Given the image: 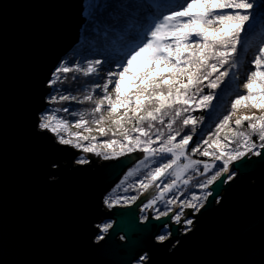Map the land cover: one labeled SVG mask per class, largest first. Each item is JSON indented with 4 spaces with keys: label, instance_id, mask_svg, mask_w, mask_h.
Masks as SVG:
<instances>
[{
    "label": "water",
    "instance_id": "1",
    "mask_svg": "<svg viewBox=\"0 0 264 264\" xmlns=\"http://www.w3.org/2000/svg\"><path fill=\"white\" fill-rule=\"evenodd\" d=\"M83 3L0 0V264H264V156L230 164L199 211L184 210L192 223L182 232L171 222L176 204L140 221L155 185L130 205L105 207L143 152L78 164L82 152L38 128L47 81L79 42ZM165 221L169 237L159 242Z\"/></svg>",
    "mask_w": 264,
    "mask_h": 264
},
{
    "label": "snow or ice",
    "instance_id": "2",
    "mask_svg": "<svg viewBox=\"0 0 264 264\" xmlns=\"http://www.w3.org/2000/svg\"><path fill=\"white\" fill-rule=\"evenodd\" d=\"M90 7L102 6L94 4ZM156 7V14H153L151 9L145 13L149 17L148 23L146 25L141 23L142 31L132 37L134 43L126 46L121 55L116 58L119 70L109 71L108 79L103 84L95 85V88L101 89L103 95L94 101L95 107L91 110L94 118L89 121L85 119L83 113H79V120L72 125L90 133L93 129L87 125L92 123L97 125L96 130L101 135H106L110 129L103 127L105 121L102 113L107 112L111 118L110 123L117 129L112 132V136L116 137L118 132L122 140L113 138L104 143L105 148H113L117 145L120 147L119 152H114L111 156L104 155L103 158L106 160L135 151L143 152L145 161L151 157H160L163 161L165 156L170 155V159L148 171L145 179L139 182V188L144 191L153 185L159 188L160 185L156 182L165 176H175L176 180H180L189 169L195 170L196 166L201 164V161L193 160L186 154L193 139L192 135L185 134L177 141L180 131L174 129L173 125L179 120L182 127L192 125V131L195 132L198 119L191 116L184 117L183 114L193 108L208 109L212 106L215 93L202 95L203 87L214 90L224 84V78L229 76V72L220 71V69L225 65L236 68L238 57L251 47L247 39L249 34L258 25L264 26V0H260V3L256 0H185L175 10L164 13L159 12V7L166 6ZM262 33H264V27H262ZM101 63V59H94L90 60L86 67L77 65L73 69L61 62L52 71L47 84L52 88L53 93L59 92L60 90L55 86L64 83L63 78L68 73L82 72L83 76L88 77L97 73ZM250 63L252 69L248 71L247 80L243 84L247 93L237 95L231 102L232 111L216 124V132L204 140L201 146L191 149L193 155L199 152L201 156L222 162V170H217L211 178L202 183L200 185L202 189L213 184L222 173H229L230 164L243 161L249 154L257 157L264 156V152L261 151L264 149V115L238 116L235 119V129L229 127L232 116L240 107L264 110V35ZM113 77H115L114 80ZM127 77L132 78L130 95L122 90ZM185 80L186 82H183ZM205 81H207L206 85ZM110 85L113 86L111 90ZM112 93L115 94L114 98ZM49 99L56 102L57 96L50 95ZM58 99L69 101L77 98L61 93ZM85 101H93L92 92L78 102ZM105 105L107 108L104 107ZM121 108L124 112L118 115V110ZM57 111L59 110L41 113L38 128L53 133L61 145H69L82 149L85 153L95 152L96 155H101L96 151L95 143H90L88 146L74 143L73 138L81 141L89 140V137L69 132L68 121L58 117L55 114ZM63 111L67 112L68 109L65 108ZM97 114L101 115L96 118ZM165 117L168 118L167 122ZM144 122H147L146 127L143 126ZM245 122H247L246 129L241 130ZM126 124L132 126L125 127ZM157 124L162 127L156 128ZM164 128L168 130L167 135ZM225 130L227 131L221 140L220 133ZM61 133H66L67 138ZM91 139L95 141L96 138ZM154 144L158 146L153 147ZM232 145L235 147H231ZM181 158L185 161L184 163H180ZM78 163L84 164L87 161L80 158ZM213 167L216 165L203 163L205 173ZM132 174V172L128 173L129 176ZM234 175L233 171L232 175L221 179L220 184L226 183ZM183 183L187 184L188 180L185 179ZM176 187L178 185L175 181L165 184L162 194L149 200L141 210L152 207L158 200L164 198V194L173 191ZM211 194L208 192L203 199L206 200L207 195ZM136 199V196H131L125 198L124 202H134ZM118 202V200H112L109 203L108 199H105L109 207ZM200 202L201 197L193 195L192 202H186V204L187 207L199 211V207L203 206ZM167 203L172 204L173 201L168 200ZM168 215L167 210L158 212L156 219ZM180 218V214H177L173 220L178 223ZM191 223L190 219L186 221V224ZM163 226L167 227L166 221ZM108 227L110 225L101 227L100 231L107 232ZM166 238L164 234L158 237L161 242ZM98 239L103 240L104 236L100 235ZM144 259L146 256L141 257V260Z\"/></svg>",
    "mask_w": 264,
    "mask_h": 264
},
{
    "label": "trees",
    "instance_id": "3",
    "mask_svg": "<svg viewBox=\"0 0 264 264\" xmlns=\"http://www.w3.org/2000/svg\"><path fill=\"white\" fill-rule=\"evenodd\" d=\"M184 2L185 0H99L97 4L102 7L93 8L92 10L86 12L87 20L82 30V36L75 48L64 58V63L75 69L77 65L82 68L86 67L90 60L101 59L102 63L98 66V69L101 66L109 68V64H111L113 66V70L118 71L119 69L116 65V58L121 55L122 50L126 46L134 43L132 37L142 31L141 23L144 25L148 23L149 17L146 16L145 13L151 9V12L156 14V6H166L159 7V12H168L175 10ZM256 2L260 3V0H256ZM262 27L264 26L258 25L256 29L249 34L247 39L249 40L251 47H248L247 50L243 52L242 56L238 57V66L236 68H230L229 65H225L224 68L220 69V71L227 70L229 72V76L224 78L225 83L221 84L219 88L214 90L203 87V92L201 93L202 95H207L210 92L215 93V99L212 101V106L208 109L193 108L189 112L183 114L184 117L191 116L192 118L198 119L199 122L196 125L195 132L192 131V125L182 127L179 120L173 125L174 129L180 131V136L177 137V141L185 134L192 135L193 139L188 146L186 154L193 160L201 161L198 171L191 170V172L187 173L189 174L188 178H191L192 181V187L189 188L191 192L195 190V184L200 185L207 179L211 178L215 171L214 169L218 166V163H216V167L211 169L212 171L214 170L213 172L209 171L205 173L203 170V160L206 161L205 163L213 162V160L201 157L199 152L193 155L191 149L193 147H198L204 140L212 136V134L216 132V124L219 123L225 115H228V113L232 111L231 102L237 97V95L247 93V90L240 91L237 87V83L241 80L239 77H241L242 73L247 71L248 75V71L252 69V65L248 66V64H250V61L254 59L255 49L259 46L262 35H264V33H262ZM250 56L253 57L250 59ZM75 59H77L76 64L74 63ZM105 60H107V62H104ZM247 61L249 62L248 64H246ZM63 79L64 83L57 84L55 86L60 90L59 92L53 93V90L51 89L50 95L55 94L57 96V101L51 103L50 109H47L45 113L58 109L59 111L56 113L59 114V116L62 115L70 122L78 121L80 118L79 113H83L85 119L91 121L94 118L91 115V110L95 107L94 101L103 95L101 89L95 88V85L103 84L108 79V75L106 74L105 77H102L97 71V73L85 77L82 72L73 71L68 73ZM114 79L115 77H113V80ZM226 80L229 81L227 87L225 86ZM204 83L206 85L207 81ZM112 87L113 86L110 85V89ZM128 87L129 85H127V88ZM94 88L95 91H93ZM122 90H124V88ZM193 91H195V89H193ZM89 92H92L93 101L79 103L78 101L83 100V97ZM61 93L75 96L77 99L60 101L58 97ZM104 107L107 108V105ZM65 108L68 109L67 112L63 111ZM243 108L244 107L238 108L235 115L232 116V119H234V116L237 114H240V111ZM123 112L124 109H119L118 115H122ZM102 114L105 121L103 127L110 129V131L104 136V139L110 140L115 138L120 140L121 136L119 133H117L116 137L112 136V132H114L113 127H115V125L110 123L111 118L108 116L107 112L104 111ZM99 115L101 114H97L96 118H98ZM167 119L168 118L165 117V122H167ZM146 125L147 122H144L143 126L146 127ZM131 126L132 125H130L129 128ZM87 127H97V125L89 123ZM155 127L161 128L162 126L157 124ZM167 131L168 130L164 128L165 135H167ZM226 131L227 130L220 133L221 140H223V136ZM134 135L136 134L134 133ZM253 139H255V137ZM157 146V144L153 145V147ZM233 147H235V145H233ZM168 159H170V155L165 156L163 161H161L160 157L149 158V160L145 161L144 168L142 169L143 171H139V176L134 180V182L139 183L141 180H144L148 171L158 167L161 162H166ZM146 169L148 170L146 171ZM170 178L171 177L169 176H165V179L169 180ZM165 179L162 181H165ZM134 182H130L129 188H127L128 190L125 194L111 197L110 203L112 200H118L119 202L116 203L117 205L127 206L132 204L133 202L125 203V198L131 196L137 197L143 192V190L139 188V184L137 183V186H135L133 184Z\"/></svg>",
    "mask_w": 264,
    "mask_h": 264
},
{
    "label": "rangeland",
    "instance_id": "4",
    "mask_svg": "<svg viewBox=\"0 0 264 264\" xmlns=\"http://www.w3.org/2000/svg\"><path fill=\"white\" fill-rule=\"evenodd\" d=\"M98 1L99 0H84V3H83V10H84V12H83V17L85 18V23H86V20H87V15H86V12L87 11H89V10H92L93 9V7H90V5H94V4H97L98 3ZM83 30V29H82ZM82 30H81V34H82ZM82 36V35H81ZM80 36V37H81ZM253 56H250L249 58L251 59ZM62 62H64V60L62 61ZM74 63L76 64L77 63V59H75L74 60ZM249 62L247 61V63L246 64H248ZM110 66H109V68H106V66H101L99 69H98V73L102 76V77H105V75L106 74H108V72L109 71H114L113 70V66L111 65V64H109ZM248 66H251V63L250 64H248ZM154 67H155V65H154ZM109 69H111V70H109ZM243 75V76H242ZM242 75H241V77H239V78H241V80L240 81H238V83H237V87L240 89V91H245L246 89H244L243 88V84L246 82V80H247V71L245 72V73H242ZM131 80H132V78L131 77H127L126 78V80H125V82H124V84H123V86H122V89L124 88V91H126V92H128L129 94L131 93L130 92V85H131ZM183 82H186V80L185 81H183ZM229 84V81L228 80H226V85H228ZM127 85H129V87L127 88ZM50 89H52V88H50ZM111 90V89H110ZM50 94H51V92H50ZM55 95V94H54ZM112 95L114 96L115 94L114 93H112ZM50 96V95H49ZM47 101H48V103L50 104V106H51V103H53L52 101H50V99H49V97L47 98ZM59 102V101H58ZM50 106H49V108L48 109H50ZM55 114L58 116V117H60V118H63V119H65L66 120V118L65 117H63L62 115L61 116H59V114H57L56 112H55ZM242 115H250V116H261V115H264V110H261V109H254V108H251V107H248V108H243L241 111H240V114H237L236 116H234V119H232L231 121H230V125H229V127L230 128H233V129H235V119L238 117V116H242ZM40 119H41V117H40ZM66 121H68V123H69V128H68V131L69 132H71V133H77V134H79L80 136H88L89 137V140H81V141H76L75 140V138H73V142L74 143H80V144H82V145H84V146H88L90 143H95L96 144V151L97 152H99V153H101V155H96L95 154V152H87V153H85L84 151H82V149H78V148H75V147H73L75 150H77V151H79V152H82V153H79V156L77 157V159H76V163H78V160L80 159V158H83L84 160H86L87 161V163L90 161V159H88L87 158V156H89L90 158H92V159H95L96 161H98V162H103V161H109V160H113V159H104L103 158V156L104 155H109V156H111L114 152H119L120 151V147L117 145V146H114L113 148H105L103 145H104V143L105 142H107L108 140H105L104 139V136L105 135H101L96 129H97V127H90V128H92L93 129V131L92 132H86V131H84V129L83 128H80V129H77V128H75V127H73L72 125L75 123V122H70L69 120H66ZM131 124H126L125 125V127H129ZM246 126H247V122H245L244 123V126H243V128L241 129V130H244V129H246ZM113 131L115 132V131H117V129H116V126L115 127H113ZM51 133V132H50ZM118 133V132H117ZM51 134H53V133H51ZM62 135H65V137L67 138V134L66 133H61ZM54 135V134H53ZM133 135H134V133H133ZM55 136V135H54ZM56 137V136H55ZM92 137H95L96 139H95V141H93L91 138ZM254 138V137H253ZM56 140L58 141V138L56 137ZM120 140H122V137L120 138ZM203 144V143H202ZM201 144V145H202ZM201 145H199V146H201ZM231 147H233V145L231 146ZM202 150V149H201ZM132 153V152H131ZM127 154H129V153H127ZM126 155V154H125ZM200 155V154H199ZM124 156V155H123ZM201 156V155H200ZM249 156H252L251 154H249ZM119 157H122V156H118V157H116V158H114V159H117V158H119ZM201 157H204V158H206V159H211L210 157H205V156H201ZM143 161V163H141ZM182 161H184L183 160V158H181V161H180V163H184V162H182ZM204 162L203 163H205L206 161L205 160H203ZM144 163H145V160H143V158L140 160V161H138L135 165H133L130 169H128L127 171H126V173L123 175V177L120 179V181L116 184V186L108 193V195L106 196V198L105 199H108V201H109V203H110V199H111V197H113V196H117V195H122V194H125L127 191H125V189H127V188H129V185H130V182L132 181V182H134V180L139 176V171H141L143 168H144ZM210 164H216V163H218V166H217V168L216 169H214L213 171H214V173L217 171V170H222V162L221 161H213V162H209ZM78 164H81V163H78ZM84 164H86V163H84ZM198 168H200V166L199 165H197L196 166V169L194 170V171H198ZM145 170V169H144ZM148 169H146V171H147ZM191 170L192 169H189L186 173H184V175H186V176H182L181 177V179L180 180H176V182H177V185H178V187H176V188H174L173 189V191H176V194H172V196L171 197H167V195H169L171 192H173V191H171V192H168V193H166V194H164V198L162 199V200H158L152 207H150V208H147V209H144L142 212H141V215H142V218H144L145 219V217L148 215V211L150 210V213L152 212V211H155V209L156 210H162L163 211V209L165 208V206L167 205V201L168 200H172L173 202H175L178 206H179V209H178V211L180 210L181 212H182V214H180V219H183V221L181 222V224H180V222H178L177 224H180L181 226H183V228H182V232H186V231H188L190 228H191V224L189 225V224H186V221L187 220H191L192 221V216H183V212H184V210L185 209H191L192 211H191V214L192 215H194L196 212H197V210L196 209H193V208H189V207H187V204H186V202H192V196L193 195H196V196H200L201 197V202L200 203H202V204H204V202H205V199H203L205 196H206V194L208 193L207 192V188L210 186H208L207 188H204V189H202L201 187H200V185H196L195 184V187H194V191H190L189 190V188H191L192 186H191V183H192V181H191V178H188V175L189 174H187V173H189V172H191ZM143 171V170H142ZM210 171H212V170H210ZM212 171V172H213ZM129 172H132L133 174L131 175V176H129L128 175V173ZM213 173V174H214ZM169 177H171L169 180L168 179H165V177H162V179H161V181L158 183V185H160V187L159 188H157V194L152 198V199H154L157 195H161L162 194V191H163V186L165 185V184H168V183H172V179L175 177V176H169ZM163 179H165V181H162ZM188 180V183L187 184H184L183 183V181L184 180ZM137 183L138 182H134L133 184L135 185V186H137ZM196 183V182H195ZM139 184V183H138ZM198 184V183H197ZM143 190V189H142ZM144 191V190H143ZM139 196V195H138ZM137 196V197H138ZM186 196V197H185ZM181 197H185V198H181ZM151 199V200H152ZM148 203V202H147ZM161 203H163V204H161ZM113 206H121V205H112L111 207H113ZM105 207L106 208H111V207H109V204H106L105 203ZM144 207V206H143ZM143 207H141V209H143ZM158 207V208H157ZM199 209H200V207H199ZM143 219V220H144ZM109 225H111V223L110 222H108V221H104V222H102L100 225H99V235H98V237L100 236V235H104L106 232H101L100 231V229H101V227H104V226H109ZM108 229H109V227H108ZM98 237H97V240H99L98 239ZM157 241H159V239L157 238ZM160 242V241H159ZM142 257H145V256H142ZM140 261H141V258H140ZM135 264H141L140 262H137V263H135Z\"/></svg>",
    "mask_w": 264,
    "mask_h": 264
},
{
    "label": "flooded vegetation",
    "instance_id": "5",
    "mask_svg": "<svg viewBox=\"0 0 264 264\" xmlns=\"http://www.w3.org/2000/svg\"><path fill=\"white\" fill-rule=\"evenodd\" d=\"M158 208V207H157ZM168 211V212H170L171 210H172V204H168L167 203V205L165 206V208L163 209V211ZM162 210H156L155 209V211H152L151 213H149L152 217H154V218H156V216H157V214H158V212H163ZM177 214H182V212L179 210H177V212H176V214L173 216V217H175ZM148 216V215H147ZM146 216V217H147ZM146 217H145V219H146ZM173 217L171 218V222L172 223H175V224H177V222H174V220H173ZM139 218H140V221H143V219L144 218H142V215L140 214V216H139ZM179 222H181V220L179 221ZM181 224V223H180ZM163 234L164 235H166L167 236V238L169 237V233H168V226L167 227H165L164 229H163ZM166 238V239H167Z\"/></svg>",
    "mask_w": 264,
    "mask_h": 264
},
{
    "label": "built area",
    "instance_id": "6",
    "mask_svg": "<svg viewBox=\"0 0 264 264\" xmlns=\"http://www.w3.org/2000/svg\"><path fill=\"white\" fill-rule=\"evenodd\" d=\"M173 181H175V183L177 184V182H176V178H175V177L172 179V182H173ZM172 194H176V191L171 192L169 195H167V197H168V198L171 197ZM161 204H163V203H161ZM173 204H176V203L173 202V203H172V207H173ZM176 205H177V204H176ZM177 207H178V209H179V206H178V205H177ZM140 211H141V208H140ZM141 212H142V211H141Z\"/></svg>",
    "mask_w": 264,
    "mask_h": 264
},
{
    "label": "bare ground",
    "instance_id": "7",
    "mask_svg": "<svg viewBox=\"0 0 264 264\" xmlns=\"http://www.w3.org/2000/svg\"><path fill=\"white\" fill-rule=\"evenodd\" d=\"M227 174H230V172H229V173H227Z\"/></svg>",
    "mask_w": 264,
    "mask_h": 264
}]
</instances>
